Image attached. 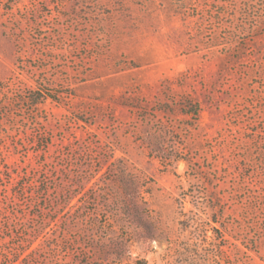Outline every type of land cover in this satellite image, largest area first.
<instances>
[{
	"label": "rangeland",
	"instance_id": "obj_1",
	"mask_svg": "<svg viewBox=\"0 0 264 264\" xmlns=\"http://www.w3.org/2000/svg\"><path fill=\"white\" fill-rule=\"evenodd\" d=\"M0 264H264V0H0Z\"/></svg>",
	"mask_w": 264,
	"mask_h": 264
}]
</instances>
